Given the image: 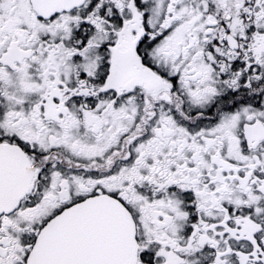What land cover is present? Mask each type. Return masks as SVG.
I'll return each mask as SVG.
<instances>
[{
    "label": "snow or ice",
    "instance_id": "6c2138e0",
    "mask_svg": "<svg viewBox=\"0 0 264 264\" xmlns=\"http://www.w3.org/2000/svg\"><path fill=\"white\" fill-rule=\"evenodd\" d=\"M0 264H264V0H0Z\"/></svg>",
    "mask_w": 264,
    "mask_h": 264
}]
</instances>
